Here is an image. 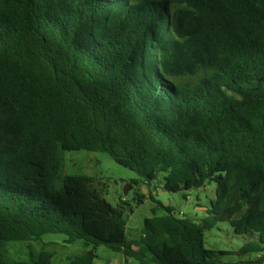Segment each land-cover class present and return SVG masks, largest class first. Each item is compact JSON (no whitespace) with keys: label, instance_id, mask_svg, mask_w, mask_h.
Segmentation results:
<instances>
[{"label":"trees","instance_id":"trees-1","mask_svg":"<svg viewBox=\"0 0 264 264\" xmlns=\"http://www.w3.org/2000/svg\"><path fill=\"white\" fill-rule=\"evenodd\" d=\"M79 149L215 196L200 220L156 201L130 238L127 200L65 172ZM222 221L248 236L231 252L260 256L207 248ZM45 233L87 252L8 257ZM101 244L140 264H264V0H0V264H96Z\"/></svg>","mask_w":264,"mask_h":264},{"label":"rangeland","instance_id":"rangeland-1","mask_svg":"<svg viewBox=\"0 0 264 264\" xmlns=\"http://www.w3.org/2000/svg\"><path fill=\"white\" fill-rule=\"evenodd\" d=\"M65 172L69 174L85 173L96 178V184L101 189L102 196L114 206L127 200V234L137 238L141 234L146 217L153 215L157 203L161 201L166 205L175 207L178 212L200 220L206 213L209 199L215 196V182L206 186L190 190L187 198L182 191L172 192L163 187L165 172L158 174L156 184L149 188L141 183V178L134 170L119 164L106 151H91L87 149L64 150ZM131 185L127 194L124 188ZM152 192L153 197L150 196ZM143 203L138 204L140 196ZM67 235L63 233H45L38 240H14L7 244V255L12 260H27L30 250L46 248L54 250L55 263H65L70 255L83 248V241L74 243L65 241ZM248 238L247 235L237 234L228 221L220 222L216 227L205 231V244L209 249L216 251H228L230 253L222 256L225 261H236L244 257H255L256 254L240 256L231 251L236 250ZM137 248V247H136ZM96 264H140L134 257H127L122 252L114 251L108 246L98 245ZM128 260V261H126Z\"/></svg>","mask_w":264,"mask_h":264},{"label":"crops","instance_id":"crops-1","mask_svg":"<svg viewBox=\"0 0 264 264\" xmlns=\"http://www.w3.org/2000/svg\"><path fill=\"white\" fill-rule=\"evenodd\" d=\"M260 256V254H256L255 255V257H252V256H249V257H244V259L246 260V259H256V258H258ZM126 261H128V260H126ZM246 264H254V263H246Z\"/></svg>","mask_w":264,"mask_h":264},{"label":"water","instance_id":"water-1","mask_svg":"<svg viewBox=\"0 0 264 264\" xmlns=\"http://www.w3.org/2000/svg\"><path fill=\"white\" fill-rule=\"evenodd\" d=\"M131 187H132L131 185L126 186V187L124 188V193L127 194V193L129 192V189H130ZM85 252H87V251H85Z\"/></svg>","mask_w":264,"mask_h":264},{"label":"built area","instance_id":"built-area-1","mask_svg":"<svg viewBox=\"0 0 264 264\" xmlns=\"http://www.w3.org/2000/svg\"><path fill=\"white\" fill-rule=\"evenodd\" d=\"M181 214H183V211H180Z\"/></svg>","mask_w":264,"mask_h":264}]
</instances>
